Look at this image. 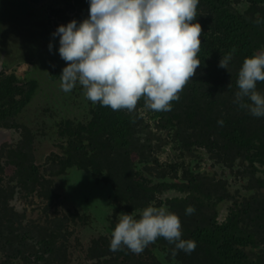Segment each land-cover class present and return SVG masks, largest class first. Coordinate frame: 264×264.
<instances>
[{"label": "trees", "instance_id": "obj_1", "mask_svg": "<svg viewBox=\"0 0 264 264\" xmlns=\"http://www.w3.org/2000/svg\"><path fill=\"white\" fill-rule=\"evenodd\" d=\"M62 1L46 9L53 24L72 19L79 23L88 16L89 0ZM41 2L0 0L1 53L9 48L22 53L20 24H39L44 30L38 43L48 45L43 18L36 24L28 19L41 14ZM196 14L202 29L201 63L179 99L171 102V110H150L141 98L133 111H113L97 103L82 120L64 114L54 132L58 150L42 162L35 160V133L24 125L14 145L0 147V159L6 155V163L15 167L9 183L0 176V255L5 257L0 264H77L70 260L75 244L86 247L84 264H264V117L235 102L244 58L264 49V0H199ZM228 54L227 69L219 67L220 58ZM61 71L51 70L50 77ZM37 87L35 78L14 71L0 74V127H19L16 116ZM256 87L264 93V81ZM164 145L172 147L176 158L159 165ZM202 153L223 172L202 167ZM76 176L81 187L73 186ZM53 177L62 178L63 191H57L59 182ZM17 188L43 197L49 206L66 199L72 206L47 224L25 222L23 213L8 203ZM168 191L173 193L164 195ZM105 192L108 213L94 216L100 207L92 195L101 198ZM78 196L82 207L75 205ZM149 204L178 214L182 238L195 242L192 252L173 254L174 245L162 237L140 254L124 246L110 251L113 219L118 221L115 213L109 217L110 210L139 214ZM189 205L195 211L185 215ZM83 232L90 235L88 243L82 241Z\"/></svg>", "mask_w": 264, "mask_h": 264}, {"label": "clouds", "instance_id": "obj_2", "mask_svg": "<svg viewBox=\"0 0 264 264\" xmlns=\"http://www.w3.org/2000/svg\"><path fill=\"white\" fill-rule=\"evenodd\" d=\"M198 2L89 0L86 18L60 24L52 33L59 37V56L67 62L60 73L61 90L70 92L79 83L87 100L113 111H133L141 98L150 110H171V102L179 99L201 63ZM230 60V54L221 57L219 67L227 69ZM259 81H264V49L244 58L235 93L239 107L264 117ZM194 211L189 205L185 215ZM159 237L174 245L173 254L176 250L190 253L196 247L193 240L182 238L178 214L149 204L139 214L119 213L109 249L124 246L140 254Z\"/></svg>", "mask_w": 264, "mask_h": 264}, {"label": "rangeland", "instance_id": "obj_3", "mask_svg": "<svg viewBox=\"0 0 264 264\" xmlns=\"http://www.w3.org/2000/svg\"><path fill=\"white\" fill-rule=\"evenodd\" d=\"M62 0H42L40 3L41 7V14H32L29 16V20L35 21L38 20L40 17L43 18V22L47 24L45 30H47L46 34V42L48 45L42 47L39 41V35L43 33L39 24H34L37 27L31 28L30 24H20V42L18 44V49L22 51L16 52L12 50V48L4 50L2 53L0 52V74L2 72H12L14 71L16 74L21 76L32 77L38 80V87L29 101V103L23 108L21 112H19L16 116V121L19 122L18 128H2L0 127V147L3 145H14L16 141L21 138V125L28 127L30 132H34V151H35V160L37 162H42L46 159L54 151H57L58 148L56 147L54 142H59L60 140L56 139L55 131H56V122H60L62 116L65 114L66 117L74 118L75 120H82L88 114L90 106L94 105L91 101L87 100L84 95V89L82 86L77 83L76 86L70 92H64L61 90L60 87V76L55 79L50 77V71L53 69H62L66 65V61H64L58 52L59 47V37H53L52 33L57 28L59 23H52L51 17L48 16V12L46 11L47 8H52L53 6H60L62 5ZM53 18V17H52ZM31 21V22H32ZM40 21V20H39ZM54 21V20H53ZM53 24V25H50ZM38 31V32H37ZM41 32V33H40ZM51 43L52 48L49 49V44ZM32 57L29 59L28 57ZM2 146V147H3ZM1 150V149H0ZM3 155L0 159V166L3 167L2 172L0 174L2 180H4L5 184L6 181L11 180V177L14 173L15 167L6 163L7 157ZM202 157L199 161L201 166L207 168L209 171L213 173L220 174L223 172L221 168L217 165H213L212 161L202 153ZM176 152L172 151V147L170 145H164L158 154V164L163 165L171 160H175ZM49 164H53L51 161ZM48 164V169H52L53 167ZM46 169L45 175L49 177L50 171ZM69 175L67 180H71ZM76 182L74 185H78L81 187L80 178L76 176ZM55 184L59 182V185H55L57 191H63V184L60 182L62 178L60 177H53ZM93 180V179H92ZM90 182V179L89 181ZM91 183V182H90ZM10 186V185H8ZM16 193H14L10 200L9 206H12L13 209L19 213H23L25 222H34L35 224L44 225L47 224V220L52 218L54 215H62L66 208H69L70 200H67L62 203L54 202L50 206L47 205V201L42 197H38L34 193H28L26 191L20 192L18 188L16 189ZM72 192H74L71 189ZM173 191H168L164 195L169 194L171 195ZM93 203L99 205L100 210H95L94 216L98 214L105 215L108 213L109 207V196H107V192L104 193L103 197H93ZM79 197V196H78ZM79 203H75L76 206H83V201L81 197H79ZM98 202H97V201ZM47 207L45 208V206ZM223 204H221L220 210V218H223V211H222ZM112 213L119 215L114 210H110L109 217H112ZM101 221L108 225L110 224V220ZM101 223V222H99ZM102 224V223H101ZM116 224L115 218L113 219V223ZM104 228L102 226L103 232ZM90 235L83 232L82 241L89 242ZM87 242V243H88ZM75 247L72 249L70 253V260L77 263V264H84L87 260V256L85 253L84 246L82 245H74ZM73 247V246H72ZM5 257L0 255V260H3ZM18 262V261H17ZM0 263H2L0 261Z\"/></svg>", "mask_w": 264, "mask_h": 264}, {"label": "bare ground", "instance_id": "obj_4", "mask_svg": "<svg viewBox=\"0 0 264 264\" xmlns=\"http://www.w3.org/2000/svg\"><path fill=\"white\" fill-rule=\"evenodd\" d=\"M76 192V191H75ZM243 200V199H242ZM92 216V215H91ZM97 216V215H96ZM25 259V258H24ZM25 261V260H24Z\"/></svg>", "mask_w": 264, "mask_h": 264}]
</instances>
